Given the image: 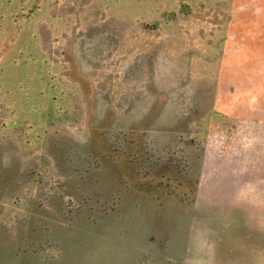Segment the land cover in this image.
<instances>
[{"label": "rangeland", "instance_id": "1", "mask_svg": "<svg viewBox=\"0 0 264 264\" xmlns=\"http://www.w3.org/2000/svg\"><path fill=\"white\" fill-rule=\"evenodd\" d=\"M230 1L0 0V264H264Z\"/></svg>", "mask_w": 264, "mask_h": 264}, {"label": "crops", "instance_id": "2", "mask_svg": "<svg viewBox=\"0 0 264 264\" xmlns=\"http://www.w3.org/2000/svg\"><path fill=\"white\" fill-rule=\"evenodd\" d=\"M230 2V18L226 25L229 35L227 42L236 43L235 48L239 51L236 103H240V106L235 103L233 109L237 116L264 122L263 107L249 111L241 106L243 99H248L251 94L256 93V83L249 84L251 81L245 76L246 72L243 69L241 72L240 69L264 66V0H231ZM260 85L259 83L258 86ZM217 108L231 114L230 106L223 107L219 104Z\"/></svg>", "mask_w": 264, "mask_h": 264}]
</instances>
